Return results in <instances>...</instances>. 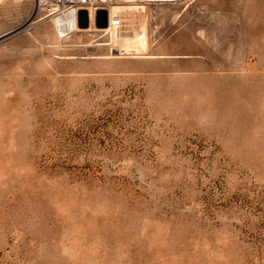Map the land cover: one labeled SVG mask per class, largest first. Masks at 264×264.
Returning <instances> with one entry per match:
<instances>
[{
	"label": "rangeland",
	"instance_id": "1",
	"mask_svg": "<svg viewBox=\"0 0 264 264\" xmlns=\"http://www.w3.org/2000/svg\"><path fill=\"white\" fill-rule=\"evenodd\" d=\"M137 1L0 0V264H264V0Z\"/></svg>",
	"mask_w": 264,
	"mask_h": 264
},
{
	"label": "built area",
	"instance_id": "2",
	"mask_svg": "<svg viewBox=\"0 0 264 264\" xmlns=\"http://www.w3.org/2000/svg\"><path fill=\"white\" fill-rule=\"evenodd\" d=\"M22 1V0H20ZM32 17L42 15L43 18H56L68 14L76 19V13L80 9L88 12L89 27L104 31L109 28L119 29L122 27V17L119 14L110 16V10L114 7H123L137 0H31ZM106 9L108 12V26L105 29H96L93 25V16L96 10ZM42 19V18H41Z\"/></svg>",
	"mask_w": 264,
	"mask_h": 264
},
{
	"label": "bare ground",
	"instance_id": "3",
	"mask_svg": "<svg viewBox=\"0 0 264 264\" xmlns=\"http://www.w3.org/2000/svg\"><path fill=\"white\" fill-rule=\"evenodd\" d=\"M155 1V0H151ZM163 1H176V0H161ZM142 8V7H141ZM115 14H119L122 18L127 19L130 23V26L135 27L136 30H132V35L129 37L128 34H118L116 32V28H109L105 29L104 31H111V37L113 42V47H115L114 52L117 55H124V54H131L134 53L136 55L144 54L145 52V35L143 32V25L142 22H140V16L141 12L139 8L133 7V8H125V7H114L110 10V16H113ZM124 14V15H123ZM65 21L62 25L63 32L65 31H71L73 29H76L75 20L72 16L68 14H64L63 16L56 17L57 18H65ZM127 22V23H128ZM125 24V23H124ZM61 25V26H62ZM129 27V26H128ZM127 28V27H126ZM131 28V27H129ZM121 29V28H120ZM134 29V28H133ZM119 30V29H118ZM131 30V29H129ZM66 33V32H65Z\"/></svg>",
	"mask_w": 264,
	"mask_h": 264
},
{
	"label": "water",
	"instance_id": "4",
	"mask_svg": "<svg viewBox=\"0 0 264 264\" xmlns=\"http://www.w3.org/2000/svg\"><path fill=\"white\" fill-rule=\"evenodd\" d=\"M76 28L85 30L89 27L88 12L85 9H80L76 13L75 19ZM93 25L96 29H105L108 26V12L106 9H98L93 16Z\"/></svg>",
	"mask_w": 264,
	"mask_h": 264
}]
</instances>
